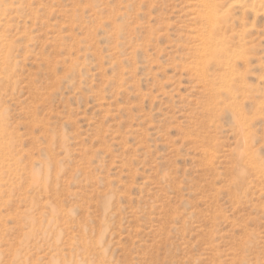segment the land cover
<instances>
[{
    "label": "rangeland",
    "instance_id": "374dc122",
    "mask_svg": "<svg viewBox=\"0 0 264 264\" xmlns=\"http://www.w3.org/2000/svg\"><path fill=\"white\" fill-rule=\"evenodd\" d=\"M215 3L210 54L199 0H0V264H264V13Z\"/></svg>",
    "mask_w": 264,
    "mask_h": 264
},
{
    "label": "bare ground",
    "instance_id": "6f19581e",
    "mask_svg": "<svg viewBox=\"0 0 264 264\" xmlns=\"http://www.w3.org/2000/svg\"><path fill=\"white\" fill-rule=\"evenodd\" d=\"M199 1L206 10L205 18L209 25V28H207L206 30V34H205L206 36L205 37L203 36L204 37V41L202 44L204 47L203 51L210 52V54H213V52H216V50L211 45L212 43L211 35L213 34V32H215V30H219L220 27L219 21H221L222 19L225 20V18L219 15L220 12L218 11L215 0H199ZM237 2H240V0H237ZM252 8L255 12L261 10L262 13H264V0H252ZM221 50H224V48L217 50V52H220Z\"/></svg>",
    "mask_w": 264,
    "mask_h": 264
}]
</instances>
